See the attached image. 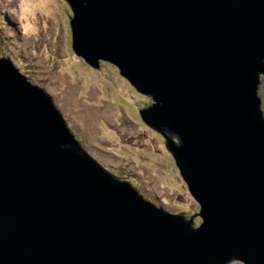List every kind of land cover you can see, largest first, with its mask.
Returning <instances> with one entry per match:
<instances>
[{"label": "water", "instance_id": "water-1", "mask_svg": "<svg viewBox=\"0 0 264 264\" xmlns=\"http://www.w3.org/2000/svg\"><path fill=\"white\" fill-rule=\"evenodd\" d=\"M66 1L75 53L117 65L152 98L140 115L201 222L112 175L4 55L0 264H264V0Z\"/></svg>", "mask_w": 264, "mask_h": 264}, {"label": "rangeland", "instance_id": "rangeland-1", "mask_svg": "<svg viewBox=\"0 0 264 264\" xmlns=\"http://www.w3.org/2000/svg\"><path fill=\"white\" fill-rule=\"evenodd\" d=\"M71 8L66 0H0V56H7L41 86L83 147L112 175L131 181L140 194L171 213L192 216L198 202L190 194L161 132L139 109L152 98L101 59L98 67L71 45ZM257 91L264 115V71ZM173 139L176 137L173 135ZM225 264H243L231 259Z\"/></svg>", "mask_w": 264, "mask_h": 264}, {"label": "flooded vegetation", "instance_id": "flooded-vegetation-1", "mask_svg": "<svg viewBox=\"0 0 264 264\" xmlns=\"http://www.w3.org/2000/svg\"><path fill=\"white\" fill-rule=\"evenodd\" d=\"M69 4V3H68ZM71 12H72V9H71ZM150 126V125H149ZM152 127V126H151ZM154 128V127H153ZM155 129V128H154ZM157 130V129H156ZM157 131H159V130H157ZM160 132V131H159ZM175 160V159H174ZM137 189V188H136ZM139 192V191H138ZM140 193V192H139ZM145 198V197H144ZM155 205V204H154ZM157 207H159V206H157ZM160 208L161 209H163V210H165V211H167L166 209H164V207H163V205L162 206H160ZM167 212H169V211H167ZM169 213H171V212H169ZM171 214H180V213H171Z\"/></svg>", "mask_w": 264, "mask_h": 264}, {"label": "bare ground", "instance_id": "bare-ground-1", "mask_svg": "<svg viewBox=\"0 0 264 264\" xmlns=\"http://www.w3.org/2000/svg\"><path fill=\"white\" fill-rule=\"evenodd\" d=\"M125 76V75H124ZM126 77V76H125ZM127 78V77H126ZM128 79V78H127Z\"/></svg>", "mask_w": 264, "mask_h": 264}]
</instances>
